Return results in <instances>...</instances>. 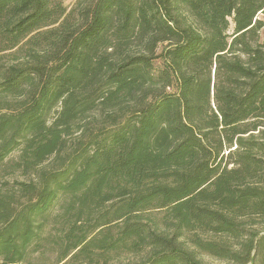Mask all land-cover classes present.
Instances as JSON below:
<instances>
[{
	"label": "trees",
	"instance_id": "obj_1",
	"mask_svg": "<svg viewBox=\"0 0 264 264\" xmlns=\"http://www.w3.org/2000/svg\"><path fill=\"white\" fill-rule=\"evenodd\" d=\"M260 15L0 0V264H264Z\"/></svg>",
	"mask_w": 264,
	"mask_h": 264
},
{
	"label": "rangeland",
	"instance_id": "obj_2",
	"mask_svg": "<svg viewBox=\"0 0 264 264\" xmlns=\"http://www.w3.org/2000/svg\"><path fill=\"white\" fill-rule=\"evenodd\" d=\"M73 1L74 0H66V4L67 5H72L73 4ZM260 18L264 20V15H260ZM16 155H13V158H16L14 157ZM11 160V159H10ZM8 160V161H10ZM9 163V162H8ZM4 168H6V165H2L0 166V183L4 182V181H7V180H11L12 177L8 176V174L4 171ZM211 264H223V263H220L219 261L217 260H208Z\"/></svg>",
	"mask_w": 264,
	"mask_h": 264
}]
</instances>
